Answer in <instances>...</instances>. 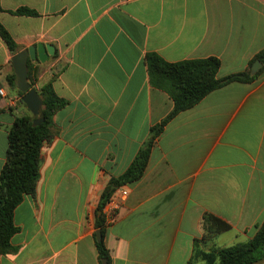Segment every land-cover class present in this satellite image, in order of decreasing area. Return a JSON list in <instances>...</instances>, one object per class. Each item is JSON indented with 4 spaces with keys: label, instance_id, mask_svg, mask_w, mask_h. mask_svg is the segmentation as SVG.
I'll list each match as a JSON object with an SVG mask.
<instances>
[{
    "label": "crops",
    "instance_id": "1",
    "mask_svg": "<svg viewBox=\"0 0 264 264\" xmlns=\"http://www.w3.org/2000/svg\"><path fill=\"white\" fill-rule=\"evenodd\" d=\"M0 24L18 53L54 48L45 64L33 62L35 88L52 80L66 102L40 151L35 194L14 210L15 252L0 264H101L100 197L173 109L150 82L147 55L168 64L216 58L223 79L264 50V0H0ZM15 55L0 38V172L10 127L31 116L10 85ZM254 75L166 123L105 226L110 264H188L196 251L254 237L264 222V64ZM207 214L230 230L203 239Z\"/></svg>",
    "mask_w": 264,
    "mask_h": 264
},
{
    "label": "trees",
    "instance_id": "2",
    "mask_svg": "<svg viewBox=\"0 0 264 264\" xmlns=\"http://www.w3.org/2000/svg\"><path fill=\"white\" fill-rule=\"evenodd\" d=\"M14 13L35 16L34 12L27 9H20ZM0 38L11 54L18 53L17 45L1 24ZM256 60L264 64V50L255 57L254 61ZM252 63L243 73L217 79L220 63L216 58L168 64L156 55L146 56L151 84L168 93L173 102V109L159 125L151 129L149 140L138 152L131 165L122 176L110 181L100 197L98 204L100 215L97 216L95 224L96 231L101 234V240L96 242L100 261L105 260V264H110L109 254L104 244L103 208L116 190L140 180L146 169L153 142L166 123L178 113L194 107L216 89L234 82H251L255 78V75L250 74ZM33 70V62L28 61L27 81L31 88H35ZM35 72L37 74L40 71L37 69ZM51 81L35 88L42 101L39 118L43 119V122L33 127L34 117H16L8 131L5 163L0 172V257L15 252L11 246V238L16 233L13 222L14 210L24 197L35 194L39 179L40 151L54 136L53 115L66 104L54 93ZM10 85L16 88L14 76L11 78ZM18 94L23 96L19 91ZM203 229V239L212 240L217 235L230 230V226L215 216L207 214L203 218ZM263 259L264 222L257 228L251 240L227 248L212 247L208 252L196 251L188 264H254Z\"/></svg>",
    "mask_w": 264,
    "mask_h": 264
},
{
    "label": "water",
    "instance_id": "3",
    "mask_svg": "<svg viewBox=\"0 0 264 264\" xmlns=\"http://www.w3.org/2000/svg\"><path fill=\"white\" fill-rule=\"evenodd\" d=\"M54 56V48L47 44L38 43L36 46L27 48L24 51L17 53L12 58V67L15 74L16 87L17 90L23 94L20 102L27 108L31 116L35 118L32 122V126L36 127L43 122V119L39 118L40 111L42 109V101L38 96L37 90L31 88L27 81V63L39 62L40 64H45L50 57ZM261 66V63L256 60L251 67V74L254 75ZM96 242L101 240V234L96 231L95 234ZM106 261L102 260L101 264H105Z\"/></svg>",
    "mask_w": 264,
    "mask_h": 264
},
{
    "label": "built area",
    "instance_id": "4",
    "mask_svg": "<svg viewBox=\"0 0 264 264\" xmlns=\"http://www.w3.org/2000/svg\"><path fill=\"white\" fill-rule=\"evenodd\" d=\"M0 96H4L2 90H0ZM127 195L128 192L123 187L114 192L111 199L104 206V212L102 211V214L104 216V226H108L113 222L115 213L119 208L120 203L126 199Z\"/></svg>",
    "mask_w": 264,
    "mask_h": 264
}]
</instances>
